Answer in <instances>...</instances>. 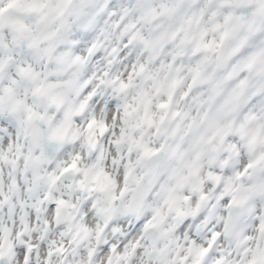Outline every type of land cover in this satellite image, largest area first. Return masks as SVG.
<instances>
[{"label": "snow or ice", "instance_id": "1", "mask_svg": "<svg viewBox=\"0 0 264 264\" xmlns=\"http://www.w3.org/2000/svg\"><path fill=\"white\" fill-rule=\"evenodd\" d=\"M0 264H264V0H0Z\"/></svg>", "mask_w": 264, "mask_h": 264}]
</instances>
